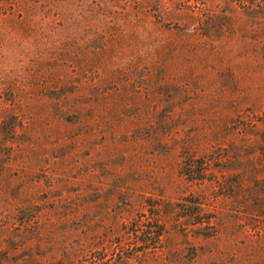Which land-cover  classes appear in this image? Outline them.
Wrapping results in <instances>:
<instances>
[{"label":"rangeland","instance_id":"rangeland-1","mask_svg":"<svg viewBox=\"0 0 264 264\" xmlns=\"http://www.w3.org/2000/svg\"><path fill=\"white\" fill-rule=\"evenodd\" d=\"M130 1L152 26L0 20V264H264V0Z\"/></svg>","mask_w":264,"mask_h":264},{"label":"trees","instance_id":"trees-1","mask_svg":"<svg viewBox=\"0 0 264 264\" xmlns=\"http://www.w3.org/2000/svg\"><path fill=\"white\" fill-rule=\"evenodd\" d=\"M130 0H0V20L10 18L16 19L26 36L35 34L29 26L38 22L44 25H53L58 28V35H62V40H68L74 24H82V27L98 24L103 28L99 32L104 36H115L121 32H131L133 24L140 23L152 26L144 10L135 8ZM156 29V28H155ZM30 34V35H28ZM154 38V37H153ZM68 47V43L59 46L58 49L65 51L63 47ZM164 47L157 45L154 48L156 57L163 52ZM156 64V63H155ZM187 172H192L193 165L191 161L185 163ZM197 205L199 211L194 224H207L202 218L201 205ZM151 217L147 222V232L149 243L156 247L162 234L161 224L158 223L159 205L153 204L146 209ZM145 213H140L139 217H144ZM136 227H142L141 223L135 224Z\"/></svg>","mask_w":264,"mask_h":264}]
</instances>
